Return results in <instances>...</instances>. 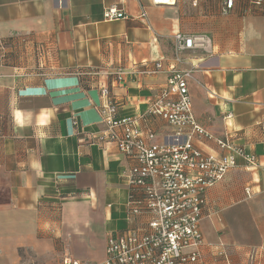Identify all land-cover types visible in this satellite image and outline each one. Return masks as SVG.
<instances>
[{
	"label": "crops",
	"instance_id": "1",
	"mask_svg": "<svg viewBox=\"0 0 264 264\" xmlns=\"http://www.w3.org/2000/svg\"><path fill=\"white\" fill-rule=\"evenodd\" d=\"M112 8L125 18L107 21ZM222 8V0H0V264H61L64 255L100 263L108 235L134 226L133 163L97 143L101 92L155 143H173L175 129L145 112L165 85L177 33L209 39L177 65L196 68L189 94L211 137L192 142L221 158L228 152L217 142L230 139L257 161L240 157L207 191L197 264H264V6ZM156 64L160 73L143 74Z\"/></svg>",
	"mask_w": 264,
	"mask_h": 264
},
{
	"label": "built area",
	"instance_id": "2",
	"mask_svg": "<svg viewBox=\"0 0 264 264\" xmlns=\"http://www.w3.org/2000/svg\"><path fill=\"white\" fill-rule=\"evenodd\" d=\"M156 3L158 0H154ZM251 7L262 9L264 0H245ZM237 0H222L225 14L235 10ZM125 16L115 8L105 11L107 21ZM173 64L165 85L149 104L145 114L165 120L175 129L173 143L157 144L152 130L138 126V117H120L119 104L108 89L101 92L105 100L101 109L105 131L97 137L99 144H113L132 161L129 184L128 216L134 226L111 233L106 242V258L94 264H197L205 246L200 223L206 205V193L215 183L238 167V159L256 167L255 155L230 139L218 140L221 158L206 155L192 142L194 136L210 139L198 125L189 94V81L196 69H178L188 53L206 48L205 37L177 33L173 36ZM162 71L156 64L143 72L155 75ZM122 74L118 75V81ZM225 250L219 255L226 257ZM61 264H86L64 255Z\"/></svg>",
	"mask_w": 264,
	"mask_h": 264
},
{
	"label": "bare ground",
	"instance_id": "3",
	"mask_svg": "<svg viewBox=\"0 0 264 264\" xmlns=\"http://www.w3.org/2000/svg\"><path fill=\"white\" fill-rule=\"evenodd\" d=\"M159 2L162 1V2H169V0H158Z\"/></svg>",
	"mask_w": 264,
	"mask_h": 264
}]
</instances>
